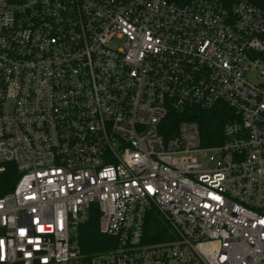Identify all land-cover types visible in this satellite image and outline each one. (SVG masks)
Listing matches in <instances>:
<instances>
[{"label":"built area","instance_id":"1","mask_svg":"<svg viewBox=\"0 0 264 264\" xmlns=\"http://www.w3.org/2000/svg\"><path fill=\"white\" fill-rule=\"evenodd\" d=\"M215 106V145L169 121ZM0 264H264V7L0 0Z\"/></svg>","mask_w":264,"mask_h":264},{"label":"trees","instance_id":"2","mask_svg":"<svg viewBox=\"0 0 264 264\" xmlns=\"http://www.w3.org/2000/svg\"><path fill=\"white\" fill-rule=\"evenodd\" d=\"M254 3L264 7V0H251ZM229 111L225 106H215L207 110L193 108L180 114H173L169 121L171 125L187 120L196 122L202 136L204 146L217 144L221 140V131L223 125L227 121ZM17 176L15 172L9 171L5 175V180L8 181L9 190L15 183ZM99 212L95 206H91L88 211L87 220L79 225L77 229V244L81 255L91 257L97 253L106 251L112 246L114 240L110 237L100 234L98 229ZM149 224L146 227V238L148 243L161 241L160 233L167 232L166 227L157 220V218L149 217ZM161 230V231H160Z\"/></svg>","mask_w":264,"mask_h":264},{"label":"rangeland","instance_id":"3","mask_svg":"<svg viewBox=\"0 0 264 264\" xmlns=\"http://www.w3.org/2000/svg\"><path fill=\"white\" fill-rule=\"evenodd\" d=\"M250 80H252V81H259V79H258V78H256V77H254V76H253V77H251V78H250Z\"/></svg>","mask_w":264,"mask_h":264}]
</instances>
